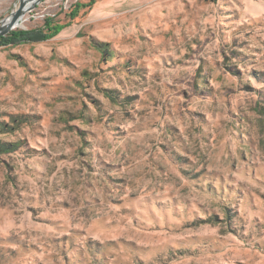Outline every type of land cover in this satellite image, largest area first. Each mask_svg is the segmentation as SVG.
<instances>
[{
  "label": "rangeland",
  "instance_id": "374dc122",
  "mask_svg": "<svg viewBox=\"0 0 264 264\" xmlns=\"http://www.w3.org/2000/svg\"><path fill=\"white\" fill-rule=\"evenodd\" d=\"M90 2L0 41V264H264V0Z\"/></svg>",
  "mask_w": 264,
  "mask_h": 264
},
{
  "label": "trees",
  "instance_id": "16d2710c",
  "mask_svg": "<svg viewBox=\"0 0 264 264\" xmlns=\"http://www.w3.org/2000/svg\"><path fill=\"white\" fill-rule=\"evenodd\" d=\"M96 0H91V2L88 5H85L84 7H93V5L95 4ZM82 8V5L80 4H75L73 6V9L70 13V18L71 20H73L74 18H76L79 14L80 9ZM71 23H65V24H61L58 21H56L54 19V17H47L44 20V24L41 28L35 30V32H37L38 37L37 39H35V42L37 43H41V42H45L47 39L50 38H54L56 36L59 35V33L61 32V30H63L64 28L70 26ZM11 35V34H10ZM11 36H15L17 39H21L24 38L25 40L28 38V36H30V32H18V33H13ZM4 37L0 38L1 40H4ZM95 47L98 48L101 53L103 54V56H107L110 57L111 56V51L107 49L108 45H102V44H95ZM112 98H115L113 95H111ZM29 121L28 118H24V117H13L12 120H10L9 122H3L0 123V134H12L15 131L19 130L20 126L24 123H27ZM20 149V144L19 143H8V142H1L0 141V152L1 153H5V154H13L18 152V150ZM214 218L211 217L208 219L207 223L208 224H212L213 223Z\"/></svg>",
  "mask_w": 264,
  "mask_h": 264
},
{
  "label": "water",
  "instance_id": "95a60500",
  "mask_svg": "<svg viewBox=\"0 0 264 264\" xmlns=\"http://www.w3.org/2000/svg\"><path fill=\"white\" fill-rule=\"evenodd\" d=\"M43 0H32L33 5L29 7L31 0H19V8L12 12L11 15L3 20L0 25V37L8 35L12 30L16 28V26L20 23L22 18L32 11L35 6L41 3ZM9 22L7 25L5 23Z\"/></svg>",
  "mask_w": 264,
  "mask_h": 264
},
{
  "label": "bare ground",
  "instance_id": "6f19581e",
  "mask_svg": "<svg viewBox=\"0 0 264 264\" xmlns=\"http://www.w3.org/2000/svg\"><path fill=\"white\" fill-rule=\"evenodd\" d=\"M32 5H33V2H32V0H31V3L29 4V7L32 6ZM27 14H28V13H27ZM24 18H25V16L22 18V20H21L20 23L16 26V28H17V27H20V26L22 25V22H24V20H25ZM26 19H27V18H26ZM27 20H28V19H27ZM8 23H9V22L7 21V23H5V25H7Z\"/></svg>",
  "mask_w": 264,
  "mask_h": 264
}]
</instances>
